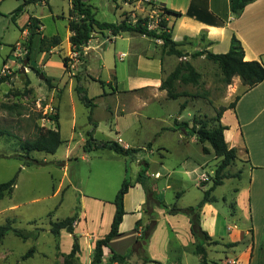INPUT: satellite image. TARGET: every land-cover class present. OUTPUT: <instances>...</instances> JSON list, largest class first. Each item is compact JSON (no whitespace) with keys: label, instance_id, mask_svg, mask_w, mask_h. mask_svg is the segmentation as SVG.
<instances>
[{"label":"rangeland","instance_id":"obj_1","mask_svg":"<svg viewBox=\"0 0 264 264\" xmlns=\"http://www.w3.org/2000/svg\"><path fill=\"white\" fill-rule=\"evenodd\" d=\"M25 1L0 0V184L9 181L17 174L12 194L0 199V225L9 218L13 220V227L20 230L33 231L40 228L37 245L39 253L33 258L30 256L23 259L33 246L32 242H24L9 233L0 242V264H64V259L71 250L72 237L67 232H62L58 236L52 235L49 223L71 216L76 207L80 211L81 195L86 196L82 201L87 217L86 227L94 234H100L104 228V219L101 224L99 219L102 215L103 218L105 217L107 207L103 208V203L98 200L113 201L124 179L129 182H133L135 177L137 179L136 169L145 168L143 162L149 163V172H154L159 167L157 163L161 145L173 150L171 157L167 159V164L172 165L178 172L184 171V168L176 164L182 157L180 153L175 152L179 150L176 134L171 133L168 128L178 116L183 99L175 101L166 97L153 98L145 91H140L139 94L127 93L128 89L139 83L156 81L152 62L147 63L144 59L137 61V55L140 53L146 57L152 55V51L155 50L153 40L136 33H124L122 38L110 37L112 41L99 36L98 41L92 42L96 50L90 51L85 57L76 56L70 52L65 40L70 9L68 0H44L45 3L40 1L27 4L23 7V12L13 21L12 12ZM94 1L96 0H88L86 3L92 4ZM101 1L103 11L97 14V19L100 21L119 23L126 19L134 23L138 18H147L151 28H155L162 19L158 10L160 7L148 2L141 4L142 10L134 2L132 6L121 4L122 10H116L112 0ZM155 1L163 2L168 6L174 1L180 3L182 0ZM123 11L125 12L122 15ZM29 16L40 20L43 26L41 34L46 37L59 36L63 40L53 53L40 51L38 35L29 43L27 29L24 31L21 29ZM167 23L170 28V21ZM182 31L176 27L173 35L181 38ZM217 50L219 51V48ZM64 57L71 58L69 72L63 67L61 60ZM24 60H27L26 64ZM209 65L214 67L212 63ZM22 67H25V73L19 72ZM74 75L81 77V85L86 89L87 96L94 98L95 106L91 118L98 126L97 140L114 141L111 139H115L116 142L118 137L114 133L116 125L121 131L120 138L124 143L131 148L139 149L136 154L122 156L110 150H92L84 154L82 140L85 138V132L90 129L88 123L90 109L79 101L72 87V82L76 84ZM46 79L49 80L48 83ZM223 86L216 82L214 91H211V94L204 98L205 100L194 103V107L182 111V119L189 120L191 114H196L197 118H206L210 121L209 126L212 127L211 120L215 114L212 107L217 109L228 101L225 98L219 100L223 97L220 96ZM209 99L214 102L212 107L206 104ZM58 108L62 145L54 155L44 152L30 153L29 159L37 161L38 164L22 166V163L27 161L19 157L25 154L22 149L24 142L33 140L40 131L54 129L55 121L52 118L58 113ZM50 109H53L52 114ZM121 111H124L122 118L119 114ZM135 112L138 116L133 115ZM148 144H152L154 153L148 152ZM190 146L193 155L197 152L202 154L200 144L191 143ZM205 146L209 148L210 145L206 143ZM67 147L71 153L72 148L74 149L76 159L72 160L71 155V159L66 161L64 152ZM83 154L85 156L82 159ZM203 157L208 162L207 171L212 170L211 175L208 174L212 179L220 159L213 153ZM190 165L188 170L192 169ZM192 166L194 167L193 164ZM237 168L239 163L235 161L226 172L238 173ZM182 176L186 177L181 173L171 174L168 179L170 188L161 192V199L172 208L177 204L175 192L179 183L177 184L176 180ZM188 176L194 177L191 174ZM238 177L226 181L225 185L216 192L215 196L219 203L217 207L222 213L217 229L226 230L228 226L232 229H242L249 225L245 212L235 211L234 205L224 203L222 199L224 196L227 197V201L230 199L232 187L236 189L247 185L249 178L246 172L241 180L238 181ZM149 181L151 184L157 183L159 190L164 187V183L166 184V181L163 183ZM199 190L200 188H194L175 207L193 203L198 194H202ZM146 218L145 214L143 220ZM156 218V227L148 236L145 246V256L152 261L147 264H229L227 259L225 260V254L210 247L211 243L206 244L208 252L205 262H202L201 255L194 253L195 245L191 248L192 246L187 243L189 246L186 247L185 237L170 232L167 222L161 216L156 215ZM84 227L85 224L82 223L77 230L81 231L80 229ZM128 231L129 229L126 230L124 237L117 240L116 249H124L125 246L130 245ZM220 231L224 233L223 230ZM225 236L227 239V235ZM261 240H264V236ZM245 241H249V238ZM83 248L80 259H77L79 261L74 264L91 263L92 255L88 259L86 245ZM242 250L243 247L240 246L237 253ZM261 253L259 247L251 264H264V255ZM231 255L227 254L228 259H231ZM100 264L111 263L103 258ZM123 264H145V262L142 258L132 255Z\"/></svg>","mask_w":264,"mask_h":264},{"label":"crops","instance_id":"obj_2","mask_svg":"<svg viewBox=\"0 0 264 264\" xmlns=\"http://www.w3.org/2000/svg\"><path fill=\"white\" fill-rule=\"evenodd\" d=\"M48 1V0H45ZM44 0L41 3H45ZM88 1V0H86ZM85 1V2H86ZM113 2V1H112ZM148 2L151 5H156L159 7H166L168 9L174 11H180L181 13H185L190 5H194L195 9H202L204 5H206L207 10L212 14L216 15L220 18L223 23L221 25H210L204 22H201L194 17H187L183 19L182 16L179 19H172L167 18L170 21V33L171 38L173 41L177 43H182V46L178 47L180 51L185 55L183 58H177L174 55H167L163 52L162 43L160 40H153V44L155 46V50L152 51V55H148L147 57L144 56L143 53L137 55V61L144 59L147 63L152 62L154 73L156 74V78L154 82H143L139 83L136 86L131 87V89L127 90V93L130 94H139L140 91H145L150 94L153 98L155 97H166V92L159 89L161 80L165 78L174 68L178 65L179 62L186 61L188 62L196 72L200 74L199 83L195 86L192 85H183L178 87L177 90L179 92H187L190 94H201L203 91L207 92V96L211 94V91H214L216 87V82L221 83L222 74L220 69L216 64L207 60L204 56H197L192 57L193 54L201 52L203 50H207L211 53H225L229 50L231 38L234 36L237 38L244 50V60L251 61L257 60L264 65V0H256L250 4H248L242 13L239 16H234L230 11V4L229 0H182L180 3L172 2L171 5L161 3L155 0H138L135 1L134 4L142 10L143 3ZM69 3V8L70 2ZM103 2L101 0H96L92 4H88L91 7L95 18L97 19L98 12L103 11ZM114 3V2H113ZM115 4V3H114ZM121 1H118L114 8L116 10H120ZM141 5V6H140ZM132 6V4H131ZM137 9V8H136ZM122 10V9H121ZM125 11L122 12V15ZM30 17V16H29ZM28 17V18H29ZM34 17V16H33ZM124 17V16H123ZM28 18L24 24L27 23ZM36 18V17H35ZM38 19V18H37ZM98 20V19H97ZM40 21V20H39ZM100 21V20H98ZM100 22H107V21H100ZM113 23V22H112ZM177 27L178 30H183V35L180 38H176L173 35L175 28ZM43 26L40 22L39 31H42ZM68 28V27H67ZM124 33L118 36H111L108 31H96L92 34V38L88 41L87 46L83 48V56H87L90 51L96 50L95 46H92L93 41H98L99 36H102L108 41H112L110 37L113 38H122ZM40 36H44L41 34ZM71 36L70 31L68 30L66 35V42L68 48L70 47L68 39ZM142 37L148 38L146 36L141 35ZM46 37V36H45ZM52 37V36H51ZM50 38V37H49ZM60 38V37H59ZM61 44L63 40L60 38ZM150 40V38H149ZM58 47V46H57ZM57 47L51 48L49 53H53ZM161 48V49H160ZM219 48V51L217 50ZM70 49V48H69ZM157 50V52H155ZM124 56V53H122ZM121 58V57H120ZM151 58V59H150ZM85 63V60H84ZM209 63H212L214 67L210 66ZM203 67V69H201ZM207 70V71H206ZM75 83V82H74ZM224 85V84H223ZM72 87L74 89L75 84L72 82ZM218 97L219 100L222 98L228 99L224 105L220 107H227L235 97L239 96L235 104L234 109L227 108L220 118V124L226 126V129L223 133L224 139L229 147L235 148L237 150V159L236 161L239 163V168H237V172L235 174H229V176L239 177L237 180H241L242 177L248 175V183L245 187H239L234 189L231 188L230 199L227 201L226 196L222 197L224 203H229L231 206H235V211L241 210L245 212L246 218L249 221V225L242 229H232L231 226H228L226 230L224 229H217L219 217L221 216V212L218 209L217 205L218 198L216 192L219 188L223 187L229 179H233L234 177L226 178L223 183L216 187L212 192V196L215 198L214 202L205 203L200 211V226L202 230H204L208 236H210L211 240L216 243H212L210 247L216 248L222 253L225 254V260L229 264H251L253 262V256L257 254L259 247L262 246L264 248V240H261L262 236H264V81L259 83L258 85L246 90V86L242 85L239 77L235 76L232 78L231 83L229 85H224L223 90ZM167 99V98H166ZM178 99H183L187 101L186 107L182 110L185 111L189 107H194L195 104L199 103V101L205 100L202 97H179ZM176 99V100H178ZM175 100V101H176ZM182 102V103H183ZM195 103V104H194ZM209 106H213L214 102L212 99L207 100ZM205 104V105H206ZM207 105V106H208ZM95 106V104H94ZM219 107V108H220ZM214 113L217 109L212 107ZM93 109V108H92ZM108 108L106 107V110ZM182 111H179L178 116L175 118L178 122L185 121L189 123L191 126V119L196 114H191L189 120L182 119ZM119 114L120 117H124V111H121ZM136 114V115H135ZM134 116H138L135 112ZM58 116V124H59V108L58 113L55 114ZM215 116V114H214ZM174 121V120H173ZM56 124V123H55ZM54 124V126H55ZM173 126L170 125L168 128L170 129L171 133L176 134V140L179 150L175 151L182 155L179 162L176 163L180 166V168H184V171L178 172L175 170L174 167L167 164L168 157L172 155V149H168L165 145H161V149H159V167L154 172H149V163H147L148 169L146 171V175L148 176L149 180L151 181H166L164 183V187H161V191L158 189L157 183H152L153 191L156 197L162 202L163 206H152V211L158 217L161 216L166 222L169 227V231L172 232L176 236L185 237V246L190 244L193 248L194 245L197 244V240L191 235L190 233V220L189 217L183 213H175L169 214L168 209L172 208L171 206L166 205L162 198V193L164 190L170 188L168 179L172 175H186L185 178L180 177L177 181L179 186L176 188V201L177 204L179 201H183L185 197H187L194 188H200V193L198 194L197 199H194V202L188 203L186 206H175L173 208L176 209H184L186 207L195 206L203 197V193L211 186V171L209 172L206 169L207 163L203 156H208L213 153L211 147L209 148L205 146V144H201L198 142L195 135H191L187 130H171ZM51 129V128H50ZM134 131V130H133ZM114 133L116 134L117 139L116 142L119 143L125 149H138V148H131L127 143L120 138L121 131L119 127L115 125ZM86 134V132H85ZM94 138L98 139V126L94 130L93 133ZM85 138L82 140V151L83 145L85 143ZM114 140L115 139H111ZM63 142V141H62ZM191 143H198L202 147H206L209 151L208 154H200L197 152L193 155L190 152ZM62 145V144H61ZM149 153H154V149L152 144L150 147L147 148ZM84 152V151H83ZM56 153V152H55ZM54 153V154H55ZM86 152H84L85 154ZM53 154V155H54ZM82 155V159L85 155ZM214 154V153H213ZM76 159V155L74 153V149L72 148V153L70 149L67 147L64 152V158L66 161L71 159ZM154 162H156L154 160ZM191 163V165H190ZM194 165V167L192 166ZM191 166V170H188V166ZM186 167V169H185ZM136 173L138 174L141 169H136ZM194 175V177H189L188 175ZM207 174L208 179L203 180V175ZM210 174V175H208ZM190 180V183L188 181ZM186 183V184H185ZM131 187L129 188L128 192L124 196V210L126 214L123 217L122 223L119 226L120 236L113 238L109 243L108 247L113 250L115 253L119 255H127L135 242L136 238L140 236V233L144 230L145 226L148 224V217L143 220L145 217L144 207L146 204V195L139 183H137V179L133 182H130ZM15 188V187H14ZM163 191V192H162ZM162 192V193H161ZM86 196L81 195L79 197V204H80V211H78V220L74 224V233L78 238L80 252L77 254V259H80V255L84 250L83 246L86 245L87 248V258L90 259V256L93 254V249L95 242L101 238H103L110 229V224L112 222V218L115 212V207L112 204V201H100L103 203V208L107 207V212L105 217L99 219V224L102 223L104 228L100 232V234H94L93 232L89 231L86 227V211L84 206L82 205V201H84ZM235 198V200H234ZM96 199V198H95ZM239 206V208H237ZM234 211V208H232ZM236 213V212H233ZM140 220L141 225L138 226V231L135 230V223L136 221ZM157 220V219H156ZM82 223L85 224V227L78 231V226L81 227ZM157 224V222H156ZM128 226V227H126ZM236 225H234L235 228ZM129 229V242L130 245L124 247V249H120V251L116 249L117 240L124 237L127 233L126 230ZM220 230H223L222 233ZM227 234H226V232ZM62 232H66L65 230H61L59 235ZM79 232V233H78ZM78 234V235H77ZM249 234V235H248ZM70 235V234H69ZM227 235V239L226 236ZM249 238V241H245ZM26 241H31L33 246L31 248L34 249V252L30 258H33L39 251L37 250V245L39 241V236L33 240L28 239ZM24 241V242H26ZM245 241V242H244ZM244 242V243H243ZM188 243V244H187ZM230 243H237L236 246L227 247V244ZM35 244V246H34ZM129 246V247H128ZM189 246V245H188ZM186 246V247H188ZM207 245H204L206 255L208 252ZM242 246L243 250L240 253H237V249ZM104 251H107V248H104ZM232 254L231 259H228L227 254ZM67 254V253H66ZM200 256V255H199ZM108 261V258H105ZM234 259H236L234 262ZM79 261V260H77ZM109 262V261H108ZM234 262V263H233ZM224 263V262H223ZM117 264V263H111Z\"/></svg>","mask_w":264,"mask_h":264},{"label":"trees","instance_id":"obj_3","mask_svg":"<svg viewBox=\"0 0 264 264\" xmlns=\"http://www.w3.org/2000/svg\"><path fill=\"white\" fill-rule=\"evenodd\" d=\"M42 0H26L22 5L17 7L12 12L13 21L15 18L23 12V7L27 4L37 3ZM86 0H69L70 9L68 12V30L71 36L68 39L70 45V52L76 56H83V48L87 46L88 41L92 38V34L96 31H108L111 36H118L122 33H136L139 35L146 36L150 39L160 40L163 52L167 55H174L177 58H183L185 55L178 49L182 46V43H177L172 40L170 28H168L167 18L174 20L181 18L182 16L194 17L195 19L210 25H221L223 21L216 15L212 14L207 10L206 5L202 9H195L194 5H190L185 13L180 11H174L166 7H160L158 10L161 12L162 19L158 22L155 28H148L147 18H138L134 23H130L126 19H123L119 23L111 22H100L95 18L91 7L86 4ZM115 4L118 1L123 3L132 4L138 0H112ZM256 0H229L230 11L234 16H239L244 8ZM40 21L39 19L30 16L26 24L21 28L22 31L27 29L29 43L32 41L34 36H40L39 31ZM39 48L42 52H49L51 48L60 45L61 40L59 36L45 37L40 36L38 38ZM45 46V47H44ZM29 52V50H28ZM28 57V54L26 55ZM204 56L207 60L213 62L218 66L222 74L221 82L224 85H229L233 77H239L242 85L246 86V90L258 85L264 81V65L260 61L244 60V50L240 41L234 36L231 38L229 50L226 53L214 54L207 50L195 53L192 57ZM62 64L65 71L69 72V65L71 58H62ZM75 87L74 91L79 101L88 109H90V115L88 117L90 129L86 131V139L83 145L84 152H90L92 150H110L117 155L132 156L136 154L139 149H125L119 143L115 141H99L94 138L93 133L97 127V124L92 121L91 113L94 107V98L87 96L86 89L81 85V77L74 75ZM200 74L186 61L179 62L178 65L171 71L165 78L161 80L159 89L166 92V98L169 100H176L179 97H207V92L203 91L201 94H190L187 92H179L178 87L183 85L195 86L199 83ZM99 81V80H96ZM48 83L49 80L46 79ZM100 82V81H99ZM102 84V82H100ZM239 96L225 108L220 107L215 111V116L211 120L213 124L210 127V121L197 118L194 116L191 119V126L188 122H178L176 119L173 121L171 130H187L191 135H195L198 142L201 144L209 143L216 158L220 159L215 171L214 176L211 179V186L203 193V197L195 206L186 207L184 209L170 208L168 209L169 214L183 213L189 217L190 220V233L197 240V244L194 247V253L201 255L202 262H205L206 251L204 245L216 243L213 242L208 234L202 230L200 226V211L205 203H211L215 201V198L211 195L214 189L220 186L226 178L234 177L229 176L226 169L231 166L237 159V150L228 146L224 139V131L228 129L226 126L220 124V118L222 113L227 109H234L235 104ZM187 101L180 104L179 111H182L186 107ZM55 121L54 129H47L46 131H40L37 136L31 140L26 141L23 144L24 155L19 156L21 160H27L22 163V166H30L32 164H38L35 160H30L28 155L32 152H44L47 154H54L63 143L61 140L58 124V116L55 115L52 118ZM147 147H150L148 144ZM202 152L208 154L209 151L206 147H202ZM145 168H142L137 177V183H139L146 195V204L144 212L148 217V224L144 230L140 233L133 243L129 253L127 255H119L108 247V243L115 237L120 236L119 226L122 223L123 217L126 214L124 210V196L131 187L130 182L124 179L118 192L115 195L112 204L115 207V212L110 224L108 233L101 239L97 240L94 245L92 259L90 264H100L103 258H108L110 263L123 264L130 256L135 255L145 262V264L152 262L145 256V246L148 236L156 227L157 218L155 213L152 211V206H163L162 202L156 197L153 191V186L146 175L147 164L143 162ZM238 176V175H235ZM17 174L14 175L9 181L0 184V199L4 196H10L16 185ZM78 207L75 208L74 213L66 217L63 220L51 221L50 233L54 236H58L61 230H65L72 237V246L67 257L64 259V264H74L77 261V254L80 252V246L78 238L74 233V224L78 220ZM141 225V221L138 220L135 223V230L138 231V226ZM40 228H36L33 231L20 230L13 227V220L7 218L3 224L0 225V242L8 235L12 233L22 241L28 239L35 240ZM237 243L227 244V247L236 246ZM104 248H107L109 253L106 254ZM261 254L264 255V249L260 246ZM34 249L31 248L23 259L32 256Z\"/></svg>","mask_w":264,"mask_h":264},{"label":"built area","instance_id":"obj_4","mask_svg":"<svg viewBox=\"0 0 264 264\" xmlns=\"http://www.w3.org/2000/svg\"><path fill=\"white\" fill-rule=\"evenodd\" d=\"M148 28H151L150 25H148ZM24 35H26V32H24ZM50 113L52 114L53 113V109H50ZM204 181L208 179V176L207 175H203V178H202Z\"/></svg>","mask_w":264,"mask_h":264},{"label":"water","instance_id":"obj_5","mask_svg":"<svg viewBox=\"0 0 264 264\" xmlns=\"http://www.w3.org/2000/svg\"><path fill=\"white\" fill-rule=\"evenodd\" d=\"M27 63V60H24V64ZM20 73H25V67H22L19 71Z\"/></svg>","mask_w":264,"mask_h":264}]
</instances>
